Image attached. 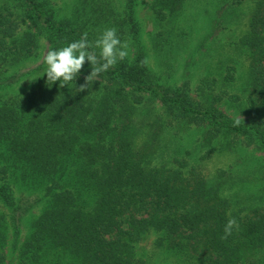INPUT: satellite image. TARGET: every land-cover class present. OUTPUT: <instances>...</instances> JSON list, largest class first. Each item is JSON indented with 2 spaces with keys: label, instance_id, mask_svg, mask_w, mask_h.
<instances>
[{
  "label": "trees",
  "instance_id": "1",
  "mask_svg": "<svg viewBox=\"0 0 264 264\" xmlns=\"http://www.w3.org/2000/svg\"><path fill=\"white\" fill-rule=\"evenodd\" d=\"M55 1L0 0V264H151L152 245L173 264H264V165L255 155H264V0H73L64 13ZM204 2L212 7L192 15L206 16V39L219 29L218 45L247 11L245 32L225 43L234 57L195 89L162 83L147 64L137 8L162 22ZM106 28L127 42L124 60L82 92L87 62L63 88L46 82L49 49L85 32L95 41ZM42 43L40 63L21 72ZM31 75L36 82L17 90ZM225 102L246 118L221 112ZM213 152L241 157L207 178L202 163ZM230 218L239 227L221 239Z\"/></svg>",
  "mask_w": 264,
  "mask_h": 264
},
{
  "label": "rangeland",
  "instance_id": "2",
  "mask_svg": "<svg viewBox=\"0 0 264 264\" xmlns=\"http://www.w3.org/2000/svg\"><path fill=\"white\" fill-rule=\"evenodd\" d=\"M73 0H56V6L62 9V12H68L71 2ZM214 2V1H211ZM197 7L201 12L204 9H209L212 6L207 3H200L197 5H188L186 7V13L180 18L166 19L159 22L154 19L151 11L144 6L137 8V21L141 28V42L143 44V50L147 53V64L151 71L160 78L162 83L170 86H178L184 81L190 84L191 89H195V84L202 79L208 77L209 79L216 76L215 70L218 69L219 61L224 57H234L232 53H228L231 49L225 48V43L231 39L234 40L242 35L246 30L247 24V11H243L235 20L233 31H229L225 34V41L221 45H218L217 36H219V29L213 30V34L210 38H205L206 32L203 31L207 24L206 16L200 13L197 17L193 16L195 8ZM200 28L201 30H196ZM182 32V33H181ZM198 49L195 51V46ZM41 49L40 58H36L25 64L21 68V72L30 70L40 63V60L44 54L45 47ZM164 51V53H163ZM166 51V52H165ZM36 60V61H35ZM34 61V62H33ZM247 69V62L239 60V72L238 77L241 75V79L237 84L240 85L244 82L245 77L243 73ZM35 76H27L17 84V90L19 88H26L28 84H34L36 81ZM158 106V105H157ZM156 106V107H157ZM220 111L230 116L231 118L241 119L246 118L245 112H242L240 107H236L234 103L225 102L220 106ZM262 157L260 164L264 165V155L262 153H255L256 156ZM238 152H213L211 159L202 163V173L204 177H211L214 175L217 169L226 168L229 164L233 163L236 159H240ZM252 162L249 166H252ZM256 182L250 181L249 187H254ZM43 204V203H42ZM38 204L26 217V220L31 215L39 214L40 207ZM0 209L2 210V204L0 203ZM31 216V217H30ZM28 223L20 224V239L27 236ZM13 233H9V239L7 240V251L11 254V258L16 257L17 249L12 248L11 242L14 241ZM150 241H152L150 239ZM9 242V243H8ZM18 246H20L18 244ZM149 262L151 264H173L179 262L178 258L167 254L162 249H155L153 245L148 249Z\"/></svg>",
  "mask_w": 264,
  "mask_h": 264
},
{
  "label": "clouds",
  "instance_id": "3",
  "mask_svg": "<svg viewBox=\"0 0 264 264\" xmlns=\"http://www.w3.org/2000/svg\"><path fill=\"white\" fill-rule=\"evenodd\" d=\"M127 48V42L122 43L115 28L104 29L92 42L88 40V33L85 32L78 40L46 52L43 56V63L46 65L43 76H46L47 83L52 85L59 82V87L63 88L76 80L87 62L91 71L84 77V83L78 87L82 92L97 81L100 74L114 67L118 61L124 60L128 55ZM236 123L239 124L240 121L237 120ZM238 227L235 218L228 219L221 239H227L232 235L233 229Z\"/></svg>",
  "mask_w": 264,
  "mask_h": 264
}]
</instances>
